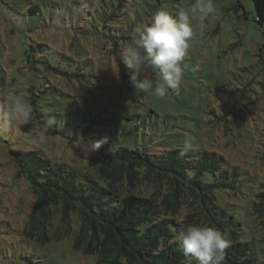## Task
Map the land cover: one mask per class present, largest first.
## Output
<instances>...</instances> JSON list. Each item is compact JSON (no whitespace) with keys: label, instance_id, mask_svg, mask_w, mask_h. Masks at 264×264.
Instances as JSON below:
<instances>
[{"label":"trees","instance_id":"obj_1","mask_svg":"<svg viewBox=\"0 0 264 264\" xmlns=\"http://www.w3.org/2000/svg\"><path fill=\"white\" fill-rule=\"evenodd\" d=\"M34 1L6 3L13 14L24 13L47 30L76 32L79 37L112 44L119 79L107 82L110 73L101 77V65L92 58L78 60L50 51L46 43H28L30 69L40 70L41 66L37 78L42 82L37 89H30L27 98L33 106L32 119L19 130L33 135L49 125L47 136L78 139L89 145L100 141L101 146L83 169L55 163L36 150L11 149L19 174L27 178L35 194L27 223L13 233L38 244L73 234L74 249L94 255L96 264H187L175 234L188 224L213 226L225 232L231 242L223 264H261L251 243L242 238L241 222L219 201V192L233 187L228 170L223 169V158L200 150L180 157L179 144L170 147L155 142L157 151L150 150L138 139L147 134L141 108L135 111L113 95L119 91L127 102L139 99L129 83L130 70L121 61V46L136 27L129 23L120 30L116 26V34H104L99 28H87L92 21L87 0ZM104 3L106 9L99 12L104 21L128 18L134 10L128 0ZM255 3V20L263 25L264 33V0ZM105 68L108 72L110 66ZM50 76L76 89L83 86L87 91H100H93L94 99L79 103L76 95L63 91ZM161 128L166 127L151 128L152 133ZM132 135L138 137L133 140ZM252 209L264 224V180ZM0 224L10 230L8 223Z\"/></svg>","mask_w":264,"mask_h":264},{"label":"rangeland","instance_id":"obj_2","mask_svg":"<svg viewBox=\"0 0 264 264\" xmlns=\"http://www.w3.org/2000/svg\"><path fill=\"white\" fill-rule=\"evenodd\" d=\"M13 1L0 0V109L6 106L8 94L27 98L32 87L41 86V66L40 70H31L27 59L31 41L46 43L50 51L58 50L78 60L92 58L98 67L101 65L102 69L98 68L101 77L110 73L107 82L117 80L112 44L95 37H79L76 32L47 30L28 15L9 11L6 2L11 6ZM87 1L92 18L87 28H99L104 34H116V26L120 30L129 23L134 28L145 24L160 10L175 14L195 2L128 0L134 9L130 17L104 21L99 17V12L106 9L104 0ZM216 7L218 15L209 16L204 34L191 42L183 61L186 67L178 91L170 92L163 99L138 92L139 99L134 102L123 100L119 91L111 92L133 110L141 108L145 120L142 127L147 129V134H140L138 139L150 150L157 151L155 142L175 147L190 137L196 150L214 152L223 158V169L228 170L233 187L220 191L219 201L241 222L243 240L251 243L258 261L264 264V224L252 209L259 183L264 180L263 25L255 20L258 13L255 0H216ZM50 79L63 91L76 95L79 103L94 99L93 91H100H87V87L80 85L76 89L54 76ZM162 126L166 127L167 135L163 128L152 133L151 128ZM135 137L138 136L132 135L133 140ZM88 145L62 136H46L43 141H37L35 134L23 133L18 127L0 133V221L10 227L8 230L0 224V264H96L94 255H84L74 249L73 234L38 244L28 243L12 231L22 229L27 223L35 194L27 178L19 174L20 167L11 149L36 150L55 163L83 169L95 155Z\"/></svg>","mask_w":264,"mask_h":264},{"label":"clouds","instance_id":"obj_3","mask_svg":"<svg viewBox=\"0 0 264 264\" xmlns=\"http://www.w3.org/2000/svg\"><path fill=\"white\" fill-rule=\"evenodd\" d=\"M212 15H218L216 0H195L175 14L160 10L147 24L137 26L131 38L121 46V61L130 70V86L158 99L178 91L186 67L183 61L191 42L204 34L208 17ZM6 99V106L0 109V133L30 123L33 114V106L25 96L10 93ZM48 130L49 125L43 126L35 133L36 140L43 141ZM88 146L96 152L101 142ZM195 150L194 141L186 137L178 155L184 157ZM174 239L187 264H223L225 250L231 246L226 233L213 226L188 224Z\"/></svg>","mask_w":264,"mask_h":264}]
</instances>
